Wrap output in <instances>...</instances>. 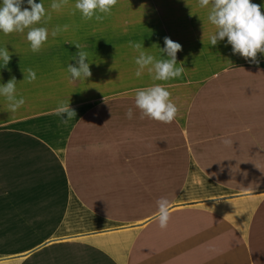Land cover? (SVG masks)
Instances as JSON below:
<instances>
[{"label": "crops", "instance_id": "obj_1", "mask_svg": "<svg viewBox=\"0 0 264 264\" xmlns=\"http://www.w3.org/2000/svg\"><path fill=\"white\" fill-rule=\"evenodd\" d=\"M35 2L51 17L35 25L49 32L38 53L28 29L0 32L11 54L0 85L15 77L25 100L10 112L0 97V264H264V54L252 63L227 38L211 46L198 0H118L102 22L73 15L76 0L60 11ZM251 2L264 15V0ZM165 37L182 46L185 72L137 77L129 42L159 59ZM76 43L85 81L67 72ZM153 84L178 108L170 124L140 119L136 90ZM68 100L76 117L65 125L54 109Z\"/></svg>", "mask_w": 264, "mask_h": 264}, {"label": "clouds", "instance_id": "obj_2", "mask_svg": "<svg viewBox=\"0 0 264 264\" xmlns=\"http://www.w3.org/2000/svg\"><path fill=\"white\" fill-rule=\"evenodd\" d=\"M23 2L24 0H2L0 32L8 35L13 32L24 33L25 29H28L26 39L30 43V50L38 53L47 41L49 32L46 27L35 25L42 21L47 23V19L51 17L48 15L45 19L46 10L41 2L27 0V7L22 10ZM68 3L69 0H53L50 7L52 10L60 11ZM117 3L118 0H76L72 14L75 15L76 11H79L85 22L93 18L97 22H102L107 15L111 14V9ZM198 5L209 9L207 19L216 28L215 33L210 36L211 46H216L218 41L227 38V44L231 45L233 54H239L252 63H259L257 53L264 54V15L261 13V5L254 4L251 0H198ZM68 28L67 24L62 27L57 26L52 30L51 35L56 37ZM74 46L77 49L73 58L76 63L69 64L67 72L70 74V80L85 81L92 75L88 52L81 50L79 43ZM129 46L138 53L135 59V64L138 66L135 72L137 77L147 70L153 81H169L180 77L185 72L182 63H177V53L182 50V46L169 37L164 38V48L159 49L162 54L159 59L149 54L143 48L142 42L130 41ZM10 57L11 54L6 47L0 48V61L3 62V67L9 64ZM23 75L27 83H32L36 79V73L31 68L26 70V75ZM16 85L15 77L9 79L6 84L0 85V97L5 99L10 112H16L25 104L23 97L17 98ZM170 95L162 84L137 89L134 101L135 107L140 110V119L147 118L164 124L172 123L177 116L178 108L171 101ZM54 112L57 116L63 117L61 123L65 125L76 117L75 110L69 107V100L60 102ZM132 115V109L129 108L126 117L132 119ZM222 143L231 146L232 141L225 139ZM157 205L156 219L159 228L164 230L170 219V202L162 197L157 200Z\"/></svg>", "mask_w": 264, "mask_h": 264}]
</instances>
